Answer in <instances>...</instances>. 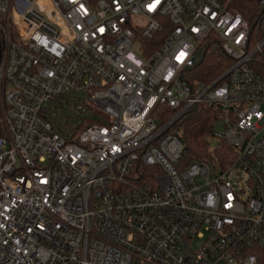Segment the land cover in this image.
I'll return each mask as SVG.
<instances>
[{
    "label": "built area",
    "instance_id": "2783aa9c",
    "mask_svg": "<svg viewBox=\"0 0 264 264\" xmlns=\"http://www.w3.org/2000/svg\"><path fill=\"white\" fill-rule=\"evenodd\" d=\"M0 264H264V0H0Z\"/></svg>",
    "mask_w": 264,
    "mask_h": 264
},
{
    "label": "trees",
    "instance_id": "16d2710c",
    "mask_svg": "<svg viewBox=\"0 0 264 264\" xmlns=\"http://www.w3.org/2000/svg\"><path fill=\"white\" fill-rule=\"evenodd\" d=\"M238 6L247 16L245 5L239 2ZM231 64L232 58L225 53L221 40L215 35H210L198 47L196 64L187 71L186 80L192 88L208 85L221 76ZM218 122V109L212 104L201 102L187 110L177 126L184 143V158L187 162L212 158L209 137ZM229 150L230 147L219 140L214 153L221 157Z\"/></svg>",
    "mask_w": 264,
    "mask_h": 264
},
{
    "label": "rangeland",
    "instance_id": "374dc122",
    "mask_svg": "<svg viewBox=\"0 0 264 264\" xmlns=\"http://www.w3.org/2000/svg\"><path fill=\"white\" fill-rule=\"evenodd\" d=\"M217 128H218L219 130H222V128H223V126H222V124L220 123V121H219L218 124H217ZM195 245H197V243H195Z\"/></svg>",
    "mask_w": 264,
    "mask_h": 264
}]
</instances>
